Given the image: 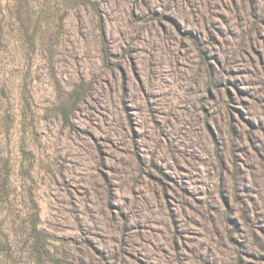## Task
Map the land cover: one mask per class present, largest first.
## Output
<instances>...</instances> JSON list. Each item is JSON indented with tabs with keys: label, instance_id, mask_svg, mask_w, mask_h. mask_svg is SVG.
I'll use <instances>...</instances> for the list:
<instances>
[{
	"label": "rangeland",
	"instance_id": "rangeland-1",
	"mask_svg": "<svg viewBox=\"0 0 264 264\" xmlns=\"http://www.w3.org/2000/svg\"><path fill=\"white\" fill-rule=\"evenodd\" d=\"M0 264H264V0H0Z\"/></svg>",
	"mask_w": 264,
	"mask_h": 264
}]
</instances>
